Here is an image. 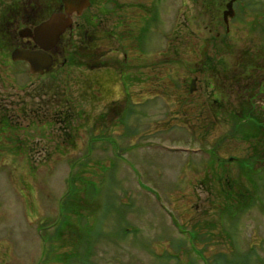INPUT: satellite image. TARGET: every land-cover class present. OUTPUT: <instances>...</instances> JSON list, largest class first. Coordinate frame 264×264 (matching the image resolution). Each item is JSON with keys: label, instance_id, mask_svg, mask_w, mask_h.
<instances>
[{"label": "rangeland", "instance_id": "rangeland-1", "mask_svg": "<svg viewBox=\"0 0 264 264\" xmlns=\"http://www.w3.org/2000/svg\"><path fill=\"white\" fill-rule=\"evenodd\" d=\"M114 1L111 8L122 6L109 17L116 38H102L98 49H112L99 62L107 66L123 59L121 38L135 28L119 25L122 19L130 22L142 7L143 16L152 15L153 6L156 12L142 47L125 46L136 69L122 73L121 83L100 70L94 75L102 88L88 89L89 71L61 65L63 55L46 76L0 55V120L7 113L16 131L0 132V264H45L48 254L57 261L47 264H264V193L262 206L224 219L214 206L217 182L205 177V148L228 132L199 141L185 125L194 118L185 114L194 109L185 88L200 78L195 62L201 51L220 58L218 77L225 81L253 53L264 59V0H241L226 38L224 26L215 36L204 0ZM239 81L233 89L239 96L249 91L242 86L256 88L251 80ZM254 97L256 111L264 113V93L255 89ZM66 99L78 131L59 132L53 118ZM240 141L228 139L220 154L241 156ZM73 181L82 199L87 181L98 190V198L90 195L93 212L78 215L61 205Z\"/></svg>", "mask_w": 264, "mask_h": 264}, {"label": "trees", "instance_id": "trees-1", "mask_svg": "<svg viewBox=\"0 0 264 264\" xmlns=\"http://www.w3.org/2000/svg\"><path fill=\"white\" fill-rule=\"evenodd\" d=\"M98 1L106 3L105 6L107 7V10L101 14V17L111 16L110 12H112V9L113 11H119V8L122 7L117 5V10H115V7L111 8L109 6L110 4H113V6L116 4L114 0ZM204 3L206 9H211L214 14L212 16V26L216 28L217 31L215 32L219 33L218 28L222 25L219 20V13L224 6V0H204ZM149 13L152 15H145L146 17H144V25H147L143 27V31L140 34L142 40L146 39L150 34V23L153 24L156 21L154 6ZM84 20L86 21V25L81 30V35L85 39L91 34L90 30L93 22H91L89 15H86ZM113 34H115V31H113ZM215 36L219 37L217 35ZM222 36L226 38L227 34L225 33ZM141 43L143 44V41ZM253 54V58L249 56L247 61L244 60L240 65L235 66L233 74L229 73L225 76L229 78V81H225V78L219 79L218 77L219 72L217 66L219 65L220 58L216 55H211L210 57L209 52L201 51V54L198 55L200 58L195 62L196 72L201 73L200 78L191 79V83L185 88L186 98H188L192 109L194 108L191 112H185L187 115L191 113L194 116L193 122L189 124L185 123V125H188L189 129L194 132L193 135L199 141L201 139H206L207 141V137L212 132H228L218 138L216 144H213L211 148H205L210 153L207 162L209 164L208 166H210V171L207 167L209 172L206 173L207 175L205 177L206 179L207 177H212L211 179L217 182L218 190L214 200L218 204L214 206L221 211L224 219L228 217L230 219H237L240 213L251 208L253 205L259 204L262 206V196L264 193V113L256 111L254 93L255 89H258V92L264 93V59L258 57L261 53ZM255 56L257 60H255ZM67 58L68 64L71 66H84L89 61L88 54L84 55L77 51L68 53ZM239 80H251L256 84V88L250 90L249 87L242 86V89L246 88L245 91H249L239 96L237 95V90H233L235 86L242 84ZM189 91H191L190 94H188ZM239 91L242 93L240 89ZM232 93L235 95L233 96ZM246 95L249 96L247 97ZM189 96H196V98L192 99ZM235 96L237 98H233ZM233 99L239 101L240 109L235 107L237 105ZM182 100L184 98L180 99L181 102ZM64 104L66 106L64 105L65 110H63V113L57 108L54 111L53 118L57 117L59 119V117H62L66 129H69L73 125H76L72 123L74 122L75 113L68 99L64 100ZM125 110L126 108H124L123 114ZM195 122L197 123L195 124ZM224 125L230 126L227 128V131L222 129ZM10 129H13L12 124L7 115H4L0 120V131L5 132ZM234 138L241 140L239 153L241 152L243 154L241 156L239 154L229 155L228 157L220 154L221 148L226 146L225 144L228 143V139L233 140ZM228 147H225L224 150L226 151ZM86 183L88 185L84 190L88 194L82 199L81 190L77 186V183L73 181L67 199L61 205L71 209L78 215L83 210L93 212V203L90 195L93 191V197L98 198V190L94 189L91 182L87 181ZM108 199L110 198L108 197ZM98 206L99 204L97 203ZM261 210H263V207H261ZM61 232L62 230L59 229L56 236L61 234ZM54 250L55 248L52 247L50 253L55 252ZM222 255L226 258L227 254L222 253ZM54 261H57V257L51 256V254H48L44 259L45 264Z\"/></svg>", "mask_w": 264, "mask_h": 264}, {"label": "flooded vegetation", "instance_id": "flooded-vegetation-1", "mask_svg": "<svg viewBox=\"0 0 264 264\" xmlns=\"http://www.w3.org/2000/svg\"><path fill=\"white\" fill-rule=\"evenodd\" d=\"M241 3V0H233V4L235 5V19L241 12ZM69 5H71V3L65 2V0H37L35 3L25 0L24 5H20V1L18 2L17 0H11L10 3L7 0H0V55L6 54L7 56H11L12 64L23 63L25 66L28 67L27 72L31 73L29 64L24 61L14 60V52L18 49L25 51H44L52 56L53 64L49 69H46L42 75H36L46 76L49 75L56 68L58 64V56L63 55V59L60 64L66 66L68 63V53L77 51L83 53L84 55L88 54L89 57V61H87L86 65L77 66L78 70L81 71L83 69H86L91 74L88 75L87 78L85 77V81L88 80V84H91L90 88L88 89H91L94 86H99L100 89L102 88L100 80L98 79V77L96 79L94 75V73L100 70H106L110 72L111 74H113V76L116 77V83H121L120 75L122 73L131 72V70L136 69L134 64L129 62V56L128 52H126L127 49L125 48V46H129L128 48H132L133 46H140L142 42L140 34L143 31L144 27V11L142 14H138L135 19L131 18L130 22L128 21V18L125 17L122 19V23H119V25H121L125 29H129V25L132 24H134L133 26H135V28L126 30L127 33L123 34V38H121V47L124 48L122 56L123 59L120 60L118 58L116 60H113L114 64L107 66L108 64H102L99 62L100 60H104L105 56L112 55V49H110L111 51L109 52V54L99 52L98 49L101 46L100 40L102 38L104 40H107V38L113 39L116 37L114 36L115 34H113L114 29L110 26L111 24L109 23L110 15L106 17H101V14L107 10V7L105 6L106 3L99 2L98 0H92L91 4L81 12L75 10V8ZM50 6L52 8H50ZM55 13H63L66 16H70L73 20V23L66 29V31H64L60 35L57 43L51 46V48L47 51L45 48L41 47L39 44L36 43L34 39L35 30L42 23L47 22ZM86 15L90 16V20L91 22H93V25L91 26L90 30L91 34H89V37H86L84 39V37L81 35V30L86 25V21L84 20V17ZM125 29L123 30L125 31ZM129 35L135 36L131 39H128ZM124 40H128L127 45H124ZM111 41L112 40H110V42L108 43L112 44ZM77 45L78 47H76ZM108 69H112V71ZM81 83L83 84V82ZM88 89H86V93ZM64 105V101L58 104V110L62 113L63 110H65L66 105ZM25 111L27 112V109H25ZM53 114L54 112L52 113V115ZM81 114L82 113L80 112V116ZM4 115H7L10 122L12 121V119L9 118V115L7 113H5ZM78 119H80V117ZM56 120L60 123L59 132L78 131V129H72L73 127L66 129L65 123L63 122L64 119L62 117H59V119H57L56 117ZM91 121H93V118L91 119ZM16 130L19 131V129ZM9 131L16 132L13 129H10Z\"/></svg>", "mask_w": 264, "mask_h": 264}, {"label": "water", "instance_id": "water-1", "mask_svg": "<svg viewBox=\"0 0 264 264\" xmlns=\"http://www.w3.org/2000/svg\"><path fill=\"white\" fill-rule=\"evenodd\" d=\"M65 2L71 3L69 6H72L80 12L90 4L89 0H65ZM228 8H232V2L228 4ZM230 14L231 16L233 15L232 12ZM228 15L229 11L225 12L224 17L226 21ZM71 25L72 19L70 16H66L63 13H55L47 22L42 23L35 30L34 39L37 44L48 51L51 46L57 43L60 35ZM13 58L15 60L29 62L32 73L42 74L53 64L52 56L44 51H25L18 49L14 52Z\"/></svg>", "mask_w": 264, "mask_h": 264}]
</instances>
